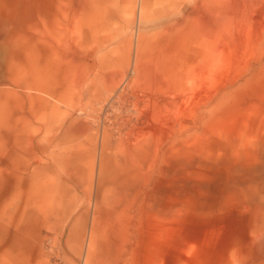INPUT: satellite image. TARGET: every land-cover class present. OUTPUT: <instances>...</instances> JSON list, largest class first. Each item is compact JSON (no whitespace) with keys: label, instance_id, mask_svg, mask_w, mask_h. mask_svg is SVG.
I'll list each match as a JSON object with an SVG mask.
<instances>
[{"label":"rangeland","instance_id":"obj_1","mask_svg":"<svg viewBox=\"0 0 264 264\" xmlns=\"http://www.w3.org/2000/svg\"><path fill=\"white\" fill-rule=\"evenodd\" d=\"M91 2L0 0V264H264V0Z\"/></svg>","mask_w":264,"mask_h":264},{"label":"bare ground","instance_id":"obj_2","mask_svg":"<svg viewBox=\"0 0 264 264\" xmlns=\"http://www.w3.org/2000/svg\"><path fill=\"white\" fill-rule=\"evenodd\" d=\"M95 8H98L96 0H92V2L90 3V6H89V9H91V11H92V15L88 18L86 17L87 19L85 20L86 25L90 26L93 30H97L100 27L99 15H97ZM94 12H96V13L94 14Z\"/></svg>","mask_w":264,"mask_h":264}]
</instances>
